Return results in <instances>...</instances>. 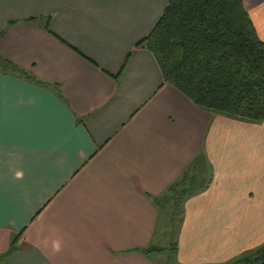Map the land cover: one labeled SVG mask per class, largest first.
Returning <instances> with one entry per match:
<instances>
[{
    "label": "crops",
    "instance_id": "0c3cea01",
    "mask_svg": "<svg viewBox=\"0 0 264 264\" xmlns=\"http://www.w3.org/2000/svg\"><path fill=\"white\" fill-rule=\"evenodd\" d=\"M170 1L0 0V51L57 86L0 67L5 264H230L264 245V123L199 108L138 47ZM243 2L264 42V0ZM184 175L173 228L158 201Z\"/></svg>",
    "mask_w": 264,
    "mask_h": 264
},
{
    "label": "trees",
    "instance_id": "16d2710c",
    "mask_svg": "<svg viewBox=\"0 0 264 264\" xmlns=\"http://www.w3.org/2000/svg\"><path fill=\"white\" fill-rule=\"evenodd\" d=\"M4 33L5 30L0 38ZM138 47L149 50L165 82L199 108L251 123H264V42L243 0H171ZM0 67L37 85L57 87L30 75L1 51ZM195 192V179L184 175L158 201L170 202L173 228L180 217L179 207ZM14 250L13 245L1 257L0 264H5ZM171 252L176 253L174 246ZM230 264H264V245Z\"/></svg>",
    "mask_w": 264,
    "mask_h": 264
},
{
    "label": "clouds",
    "instance_id": "9594fccd",
    "mask_svg": "<svg viewBox=\"0 0 264 264\" xmlns=\"http://www.w3.org/2000/svg\"><path fill=\"white\" fill-rule=\"evenodd\" d=\"M60 247H61L60 242H59V241H55V242H54V248H55L57 251H59V250H60Z\"/></svg>",
    "mask_w": 264,
    "mask_h": 264
},
{
    "label": "rangeland",
    "instance_id": "374dc122",
    "mask_svg": "<svg viewBox=\"0 0 264 264\" xmlns=\"http://www.w3.org/2000/svg\"><path fill=\"white\" fill-rule=\"evenodd\" d=\"M166 241L164 240V238H163V240H161L160 238H159V240L157 241V245H159L160 244V246H164V245H166ZM175 262V261H174Z\"/></svg>",
    "mask_w": 264,
    "mask_h": 264
}]
</instances>
